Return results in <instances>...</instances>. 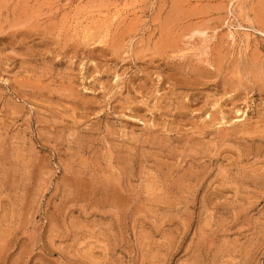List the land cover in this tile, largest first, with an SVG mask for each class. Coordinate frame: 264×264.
<instances>
[{
	"label": "rangeland",
	"instance_id": "rangeland-1",
	"mask_svg": "<svg viewBox=\"0 0 264 264\" xmlns=\"http://www.w3.org/2000/svg\"><path fill=\"white\" fill-rule=\"evenodd\" d=\"M0 264H264V0H0Z\"/></svg>",
	"mask_w": 264,
	"mask_h": 264
}]
</instances>
